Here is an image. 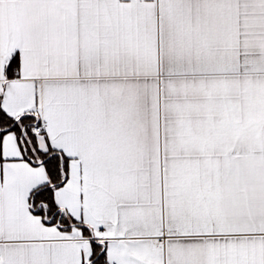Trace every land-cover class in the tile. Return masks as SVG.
Masks as SVG:
<instances>
[{"label":"snow or ice","instance_id":"obj_1","mask_svg":"<svg viewBox=\"0 0 264 264\" xmlns=\"http://www.w3.org/2000/svg\"><path fill=\"white\" fill-rule=\"evenodd\" d=\"M0 264H264V0H0Z\"/></svg>","mask_w":264,"mask_h":264}]
</instances>
